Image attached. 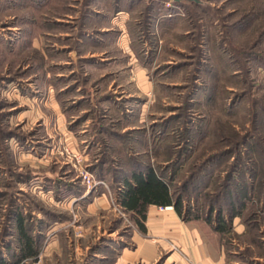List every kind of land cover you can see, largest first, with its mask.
<instances>
[{
	"label": "rangeland",
	"instance_id": "rangeland-1",
	"mask_svg": "<svg viewBox=\"0 0 264 264\" xmlns=\"http://www.w3.org/2000/svg\"><path fill=\"white\" fill-rule=\"evenodd\" d=\"M138 165L223 206L226 236L196 223L226 264H264V0H0V264L186 260L121 205Z\"/></svg>",
	"mask_w": 264,
	"mask_h": 264
},
{
	"label": "trees",
	"instance_id": "trees-1",
	"mask_svg": "<svg viewBox=\"0 0 264 264\" xmlns=\"http://www.w3.org/2000/svg\"><path fill=\"white\" fill-rule=\"evenodd\" d=\"M255 176L258 178L259 183L257 186L251 184L249 187L251 189L262 188L264 186V169ZM174 179L175 177L167 179L164 174L159 173L150 165H138L130 175L123 178V185L118 193L119 201L123 208L132 214L135 222L143 233L147 232L146 221L148 219V209L151 205L173 206L178 214L187 222H203L205 226L207 225L206 228L209 226L214 233L222 237L230 233L231 225L229 224V219L225 216L223 206L217 205V202L215 203L214 201L211 204L209 213L205 217L199 216L193 208L186 205L187 201H185L184 198V192L189 190L188 185L190 184L185 183V185H183V193L177 194L174 190ZM199 186V184L195 186L196 191L201 189ZM249 187L247 186L244 188L245 198L250 196V193H248ZM235 203L231 201L229 205L231 206L229 209V216L231 219L243 215L242 208L244 207V203L242 202L239 205H235ZM16 220L19 229V259L23 261L37 257L39 249L33 237L30 236L27 227L24 225V217L21 213L19 215L17 214ZM1 264H3L2 261Z\"/></svg>",
	"mask_w": 264,
	"mask_h": 264
},
{
	"label": "crops",
	"instance_id": "crops-1",
	"mask_svg": "<svg viewBox=\"0 0 264 264\" xmlns=\"http://www.w3.org/2000/svg\"><path fill=\"white\" fill-rule=\"evenodd\" d=\"M163 207L164 209H161L158 205H151L148 209L146 235L149 239L146 240H149L150 244L147 250H156L154 249L156 246L152 245L150 239L155 244L159 242L160 244H156L159 247L165 248H167L166 241L170 240L180 248L186 258L198 264H226V253L223 247L209 241L195 222L184 220L173 206ZM148 256L150 258L151 254ZM182 260L177 264H190L187 263V259Z\"/></svg>",
	"mask_w": 264,
	"mask_h": 264
},
{
	"label": "built area",
	"instance_id": "built-area-1",
	"mask_svg": "<svg viewBox=\"0 0 264 264\" xmlns=\"http://www.w3.org/2000/svg\"><path fill=\"white\" fill-rule=\"evenodd\" d=\"M160 208L161 209H164V207L163 206H160ZM187 260H188V262L190 263V264H198V263H196V262H194V261H192L191 259H189V258H186Z\"/></svg>",
	"mask_w": 264,
	"mask_h": 264
}]
</instances>
